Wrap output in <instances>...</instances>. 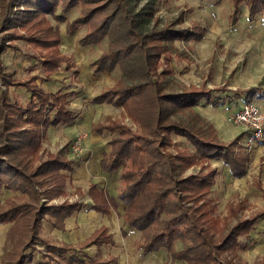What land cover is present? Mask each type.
Returning <instances> with one entry per match:
<instances>
[{"label":"trees","instance_id":"1","mask_svg":"<svg viewBox=\"0 0 264 264\" xmlns=\"http://www.w3.org/2000/svg\"><path fill=\"white\" fill-rule=\"evenodd\" d=\"M233 1L232 23L238 20L242 3L248 4L250 15L264 12V0ZM78 4L82 5L80 15L72 21L67 20L64 14ZM58 5L61 11L57 12ZM9 6L6 1L0 19V54L8 46H17L13 43L15 39H24L40 50L47 49L42 56L47 78L58 72L63 62L68 60L59 50L60 30L53 25L50 16L56 21L66 22L69 33L79 25L88 26L80 39L82 45L109 38L108 50L92 62L94 70L112 71L119 67L123 80L117 86L104 90L93 101L124 106L131 119L140 124L141 132L116 122L105 126L120 131L119 137L110 142L112 150L106 153L101 164L110 172L123 167L120 199L125 207L124 219L143 232L142 249L146 253L168 249L173 260L184 259L188 264H241L223 254L239 249L240 237H250L260 216L239 220L224 236L217 238L209 226L206 209L209 206L206 196L215 183L216 171L210 169L208 172L185 174L186 168L194 162V154L180 148L177 154L168 150V146L174 143L172 134L178 133L193 144L200 158L223 159L230 164L233 174H243L246 161L240 160L231 150L238 137L230 143L220 142L207 121H196L193 116L186 122L175 118L178 112L197 105L205 98L216 103L212 99L215 89L190 88L176 92L167 89L166 77L170 72L168 65L174 40L200 38L202 31L171 25L158 28L155 24L144 30V21L152 17V12L145 7L142 9L145 16L140 17L128 0H25V9L17 7L19 12H24L21 19L19 12L8 16ZM19 26L28 33H19ZM36 78L12 79L5 72L0 58V194L6 188L21 191L32 198V202L2 210L0 222L21 217L26 211V215L33 219L28 226L30 242L34 244L41 240L45 244L38 236L41 219L49 213L63 219L76 205L68 202L47 204L42 199L44 193H63L65 176L61 170L70 168L63 151L35 161L47 128L73 123L77 114L70 107V93L45 91ZM16 84L23 85L31 94L27 105L10 101L3 89L4 85ZM221 88L224 87L217 90ZM101 129L104 126H100L99 131ZM102 232L95 235L96 243L103 240L105 234ZM177 240L183 242L181 250L175 249ZM45 247L50 256L67 250L51 245ZM71 260L78 261L76 257ZM97 264L108 263L97 260Z\"/></svg>","mask_w":264,"mask_h":264},{"label":"rangeland","instance_id":"2","mask_svg":"<svg viewBox=\"0 0 264 264\" xmlns=\"http://www.w3.org/2000/svg\"><path fill=\"white\" fill-rule=\"evenodd\" d=\"M6 1L10 3L8 16L18 14L19 10H17V7L25 9V7H23V2L25 0H5L4 2L0 0V19ZM128 1L131 6L140 13V17L145 16V11L142 10L145 7V10L152 12V17L144 21V30L149 29L154 24L155 26L157 25L158 28L171 25L173 27H190V30L193 26V30H195L194 24L198 23L201 27L200 31L205 34L201 41H175L176 47H174L171 56V59L174 60L171 64L172 71H170L166 77L168 90L176 92L194 87H196V89H204L205 87H209L208 85L210 84L216 86L220 83L230 82L234 79L236 74L238 76L243 74V72L247 74L249 69H246L247 56L256 53L261 55L263 47H261L260 50L253 49V51H247V44H241L239 39L247 33L264 34V17L262 14L257 13L256 15H251L254 19H250L249 15L241 14L239 24L230 27L229 17L232 14V9H234V1L232 0ZM14 2L19 3H17L18 5H14ZM242 7H244V5ZM60 8L61 6L58 7L57 12L61 11ZM81 9L82 5L78 4L73 7L72 10L65 13L64 16L67 20L72 21V19L80 15ZM23 13L24 12L21 11L19 12V19H21ZM49 18L56 28H59L61 32L65 31L62 22L56 21L51 16ZM18 28L19 33H28L21 29L20 26ZM87 30L88 26L79 25L73 33H68L69 37L66 40L67 42L63 41L61 43L62 49L66 51L65 55L68 60L63 62L61 69H59V73H53V76H55L53 79H55L57 82L56 85L59 88L60 85H63L62 87L64 89L71 88V90L76 91L77 94L75 97H78V103L80 104L78 105L83 107L80 109L82 112H85L84 110L87 109L86 105L89 104L94 94L106 88L108 89L111 86H117L118 83L123 80L122 71L119 68L112 71L106 70L105 72H101V74L95 73L94 67L90 62L100 55L102 51L108 50L109 38H105L98 45H82L79 40L85 35ZM1 33L0 31V36ZM13 43L17 46L6 47L4 50L5 52L1 55L3 58L2 62L6 66V71L9 72L12 79L15 80L23 81L31 78V76H36L38 77L36 78L37 83L44 87V81L46 80L42 78V80H39V77L45 75L41 63L42 56L48 50H40L39 47L32 43H28L24 39H15ZM261 43L264 44V40H262ZM65 64H69V69H66ZM161 65L164 64L161 63ZM74 66H78L77 68L79 69L74 71ZM161 68L163 67L161 66ZM84 77L87 79L85 80ZM205 83L208 85L206 86ZM261 85H264V81L261 82ZM8 94L13 100H19L22 104L27 103L31 99L30 94H28L23 87L17 86L11 87L10 89L8 88ZM212 97L215 101L219 99L218 105L210 103L205 98L200 101L199 104L178 112L175 118L186 122L190 121L189 119L193 116L196 121L203 122L206 120L203 115L212 116L216 119V124L220 126V135L225 140H229L240 132L247 133L245 137L244 135L243 137L238 136L236 143L234 142L231 145V150L235 155L239 156V159L241 158L240 160L250 162L248 165H246L245 162L243 169L246 177L244 176V178L241 177V179H238L240 177L233 174L230 164L226 163L223 159L220 160L211 157L205 160L200 158L197 156V151L193 144L179 134H172L171 139L174 143L168 146V150L177 154L178 148H180L191 153V155L194 154V162L186 168L185 174L208 172L210 169H214L217 172L215 174V184H213L210 189L211 191H209L206 196L209 204V206L206 207L209 215L208 218L210 219L209 226H211V231L215 233L214 235L217 238L224 236V234L234 227L239 220L252 218V216L261 214L259 215L260 218L255 223L256 227L254 226L251 231L252 239L248 241L240 237V239H242V244L239 246V249L233 252L227 251L223 255L227 259H232L241 264H264V235H262L259 229L257 230L259 224H264V179L262 180V178H264V157H261L262 153L259 152L260 144L264 143V127L261 129L262 131L259 137H254L248 125L231 119L249 102H251L256 109L261 110L259 107L260 101L256 98H248L243 92L234 95H229L228 93L227 95V93L224 94L222 91H215ZM197 106H199V111L202 116L198 113ZM196 116L197 118H195ZM83 119L82 117L80 121ZM127 120L129 124L132 123L131 120ZM87 134L88 132L86 130L78 131L75 137L68 140V142H70L69 149L76 157L79 151H81L80 147L82 148L84 144V138L88 137ZM47 140L50 139L48 138ZM234 140L227 143L233 142ZM65 141L66 139L62 140V142L60 140L57 143L61 142L62 144ZM55 144L56 143L47 141V145L52 148ZM76 144H78L79 148L74 150ZM257 150L258 154L255 155ZM43 151V153L38 151L40 155L38 154V159H36L37 161L35 162L43 160L42 158H46L51 154H49L50 151L46 148H44ZM249 153L251 161L248 159ZM44 189L45 188H43V190ZM51 196H55L53 192L44 193L42 197L48 199ZM27 201L32 202V198L28 194L21 191H6L0 196V212L7 207L20 205ZM13 220L16 221L15 225L19 227L17 235L20 234L19 239H21V245L19 254L15 251V257L11 254L10 258L15 259L14 261H17V264H24L25 261L30 259V256H32L34 252H48L47 248L41 246L38 240L35 241L34 244L30 242L32 241L30 240L31 230L28 226H30V222H32L33 219L26 215V211L21 217H16V219ZM6 222H0V224H5ZM135 231L141 235V239L138 242L142 244L145 239L143 232L139 229ZM137 243L135 249L138 250L140 259H142L139 260V264H147L148 256L142 253L143 249L141 250L139 245L137 246ZM11 245V243H8L6 249L7 247L11 248ZM174 246L175 249L181 250L183 242L177 240ZM162 251H164L165 257L168 258L167 262L164 263L173 262L174 264H188L184 259L173 260L168 249ZM163 257L164 256H159L158 259L154 257V260L158 262L159 260H163ZM14 261L11 264H14Z\"/></svg>","mask_w":264,"mask_h":264},{"label":"crops","instance_id":"3","mask_svg":"<svg viewBox=\"0 0 264 264\" xmlns=\"http://www.w3.org/2000/svg\"><path fill=\"white\" fill-rule=\"evenodd\" d=\"M243 5L244 7H242ZM241 14H247L249 15L250 19H254V17L250 15L248 4L242 3L239 8L238 20L235 23H232L230 18L231 16L229 17L230 27L239 24ZM259 14H262V16L264 17V12H261ZM59 22L63 23L65 29L64 32H61V30L59 29L61 35L59 50H61L65 54L66 51L62 49L61 43L63 41L67 42L66 40L69 37V32L66 28V22ZM194 25L195 29L198 28L199 30H201V27L198 25V23H195ZM187 29H190V27ZM192 29L193 26L191 27V30ZM204 35L205 34L202 33V36L200 38H177L174 40L172 46L176 47V40L201 41ZM262 40H264V34L262 33H247L241 36L239 39V42L241 44H247V51H253V49L260 50V48L263 47L261 55L256 53L247 56L248 60L246 64V69H250H248L247 74L246 72H243V74H240V76L236 74L234 79L230 82L220 83L216 86L207 84L209 87L202 88H204V90L215 89L214 92L222 91V93H227V95L228 93L229 95H234L243 92L246 94V96H248V98L250 97V99H258V101H260L259 107L264 112V85H261V82L264 81V44L261 43ZM99 43L94 44L98 45ZM5 49L1 50L0 55L5 52ZM103 52H105V50L102 51V53ZM102 53L98 55L94 60L98 59L102 55ZM0 58L3 61L2 56H0ZM93 61L90 62L92 66ZM173 61L174 60L171 59L169 62L170 71H172L171 64ZM68 65L69 64H65L66 69H69ZM74 67V71H76V69H79L77 68L78 66ZM5 72H7L6 66ZM57 73H59V71L55 72V74ZM95 73L101 74V72L96 71ZM53 75L54 74H51L49 78H47L46 75L39 77V80L43 79L46 81H44V87L40 86V84L38 85L43 90L48 92L64 91L70 93V107L74 111V113L77 114V117L76 120L70 124H61L57 126L50 125L42 135L39 152L43 153L44 148L50 151L49 154H58L63 151V156L69 162L70 165V168H63V170H61V174H64L65 176L63 193L60 195L51 196L48 199L43 198V201H46L47 204L55 205H60L64 202H68L71 204H75L76 207L69 215L65 216L63 219H61L59 216H54L49 213L46 214L39 222L38 236L42 238L45 244L49 246H56L61 249L66 248L67 250L65 252L62 251V253H53V256H50V253L43 252V254L42 252L39 253L36 251L32 254V256H30V259L24 262V264H97V260L108 264H139V260L142 259H140V255L138 254V250L135 249V245L138 241H140L141 235H139V233L135 231L136 228L132 227L127 223V221H125V207L124 203L120 199V192L122 189L121 174L123 172V167H120L119 169L110 172L105 170L103 168V164L101 163L106 153H109L112 150L110 142L114 138L119 137L120 131L117 129L110 130L108 128H105V126L112 125L113 122H116L118 125H125L131 128L133 131L135 130L137 132H141V126L135 120L131 119L124 106H116L108 102L96 103L93 101L94 97L103 93L104 90H107V88L103 91H100L99 93L94 94L89 104L86 105L87 109L84 110L85 112H82L80 109L83 107L79 106L80 104L78 103V97H75L77 94L76 91L71 90V88L64 89L62 87L63 85H60L59 88L56 85L57 82L55 81V79H53L55 78V76ZM84 78L85 80L87 79L86 77ZM17 86L23 87L28 92V94H30L29 91L23 85L18 84L10 86L4 85L3 89L6 90L8 94V88L10 89L11 87ZM112 87L114 86H111L109 88ZM220 87H224L226 89L221 88L222 90L218 91L217 89H219ZM223 89L225 91H223ZM186 90L190 89L187 88ZM212 99L214 98L212 97ZM9 100L14 103L18 102L22 104L19 100H13L10 95ZM217 100L219 101V99ZM30 101L31 99L27 103L22 105H27ZM213 101L216 103H213L211 101L209 102L218 105V101ZM197 111L200 114L199 106H197ZM203 116L206 118L205 121L211 124L217 137V140L220 142L223 141L227 143L231 140H234L238 136L243 137L244 135L245 137L247 135V133L245 132H240L229 140H225L220 135V126L216 124V119L208 115ZM82 117L84 119L80 121ZM127 119L131 120L132 125L128 123ZM100 126H104V129H101L99 131ZM83 130H86L88 132V137L84 138V144L82 148L80 147L81 151H79L76 157L69 149L70 142H68V140L75 137L78 131ZM48 138L50 140H47ZM65 139L66 143L64 142L61 144L62 140ZM60 140L61 142L57 143ZM47 141L56 144L52 148L47 145ZM260 145L261 146H259V152L262 153L261 157H264V143ZM257 154L258 150L255 152V155ZM46 158H48V156ZM46 158L42 159L45 160ZM248 159H250L251 161L250 153L248 155ZM248 163L250 162L246 161V165H248ZM236 176L240 177L238 179H241V177L244 178L245 172H243L242 175ZM263 179L264 178H262V180ZM6 191L13 190L6 188L2 189L0 196H2ZM15 223V220H11L6 222L5 224H0V264L13 263L15 259L10 258L11 254L13 255V257H15L14 252L16 251L17 254H19L20 252L21 239H19L20 234L17 235V233L19 232V227H17ZM258 229L262 233V235H264V224H259V228H257V230ZM100 231H103L102 233H104L105 235L103 236V240L96 243L95 235ZM242 238L247 239L248 241L251 240L252 232L250 234V237ZM8 243H11L12 245L11 248L7 247L6 249ZM39 243L43 247L46 246L41 240L39 241ZM138 245L142 250L141 242H138L137 246ZM162 250L164 249L152 251L151 253H146L144 250H142V253L148 256L147 264H164V262H167L168 258L165 257V253ZM158 255L164 257L162 258L163 260H159L158 262H156L154 260V257L158 259ZM72 257H76L78 261H72ZM14 264H17V261H14Z\"/></svg>","mask_w":264,"mask_h":264},{"label":"built area","instance_id":"4","mask_svg":"<svg viewBox=\"0 0 264 264\" xmlns=\"http://www.w3.org/2000/svg\"><path fill=\"white\" fill-rule=\"evenodd\" d=\"M231 119L248 125L250 130H252L254 137H259L262 131L261 129L264 127V113L261 110L256 109L251 102L245 104ZM78 148L79 146L76 144L74 150Z\"/></svg>","mask_w":264,"mask_h":264}]
</instances>
